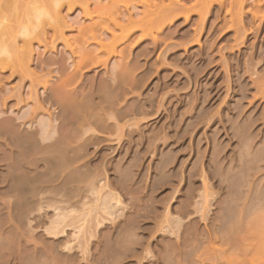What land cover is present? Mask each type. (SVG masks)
Instances as JSON below:
<instances>
[{
  "label": "rangeland",
  "instance_id": "rangeland-1",
  "mask_svg": "<svg viewBox=\"0 0 264 264\" xmlns=\"http://www.w3.org/2000/svg\"><path fill=\"white\" fill-rule=\"evenodd\" d=\"M52 1L0 0V17H8L0 48L12 56L0 58V118L34 129L39 141L46 134V143L74 120L53 118L55 106L40 100L45 83L89 102L93 116L75 141L89 177L73 196L51 194L18 228L24 232L0 231V261L11 253L14 264H31L32 255L42 264H230L228 254L235 264H264L262 256L247 259L255 254L254 229L264 228V0H64L58 13ZM127 9L133 17L122 31L113 25ZM33 13L42 21L35 38L16 36L19 49L31 43L28 73L11 41ZM100 21L115 39L92 31ZM89 50L92 58L83 60ZM120 55L131 70L123 81ZM90 84L108 86L114 102L99 89L90 94ZM51 238L60 241L56 248Z\"/></svg>",
  "mask_w": 264,
  "mask_h": 264
},
{
  "label": "bare ground",
  "instance_id": "bare-ground-1",
  "mask_svg": "<svg viewBox=\"0 0 264 264\" xmlns=\"http://www.w3.org/2000/svg\"><path fill=\"white\" fill-rule=\"evenodd\" d=\"M47 1V0H46ZM66 1V0H65ZM72 1V0H71ZM79 1V0H78ZM50 2V1H49ZM53 3L55 2V0L52 1ZM76 2V0H75ZM82 2V1H80ZM85 2V1H84ZM83 2V3H84ZM42 3V2H41ZM45 3V2H44ZM47 3V2H46ZM71 3V2H70ZM69 3V4H70ZM238 3L240 4V2L238 1ZM74 4V1H73ZM72 4V5H73ZM94 4V3H93ZM95 5H99V4H95ZM94 5V6H95ZM48 6V4H47ZM49 7V6H48ZM87 8V3L86 6ZM178 5L175 4L173 5V7H170L168 9V12L165 14H160L158 19L162 18H168V14H172L173 12H175L176 10H178ZM51 8V6H50ZM71 6H68V9H70ZM40 9V10H39ZM45 10L43 8H39V7H35L34 12H42L44 13ZM53 11V10H52ZM89 12V11H88ZM154 13V12H153ZM158 13H155L156 17L158 16ZM91 15V14H90ZM39 16V13H33L32 16L30 17H26L25 20L20 23L19 27L17 26V31L14 32V34L12 35V41H11V47L15 50V52H18L19 55V63H20V68L23 69L26 72H30L29 71V61L31 60V52H32V47H31V43L27 42L26 44H24V46L22 47V49H19V46L16 43V36L18 34V32L20 31V29L25 26V25H29L32 22H34V20ZM57 18V21L59 23H63L65 25V21L63 19V17L59 14H57V16H55ZM54 17V18H55ZM133 17V12H131L130 10H125L124 12H120L119 15L117 17H115V22L113 26L118 27L119 30H124L126 31V24L124 25L123 22L127 21L129 23V21L132 19ZM166 18V19H167ZM161 19V20H162ZM56 20V19H55ZM57 23V22H56ZM104 23V22H103ZM101 24V21L98 23H95L93 25V29L92 31H99L98 27ZM60 26V25H59ZM55 27V26H54ZM107 27V26H106ZM101 28V32L100 34L103 36H107V34H110L111 38L115 39V33L114 30L112 28H105L104 27H99ZM55 30V29H54ZM88 30L87 27H84L81 30V35H83L86 31ZM125 35L123 38V44L121 46V51L122 54L123 51L126 49L127 44L129 43L130 40V35H128V32H123ZM93 35V33H92ZM109 36V35H108ZM44 37V36H43ZM47 37V36H46ZM121 37V35H120ZM93 38L95 40H98L97 37H95L93 35ZM101 39V38H100ZM65 40V39H64ZM102 40V39H101ZM100 40V41H101ZM111 40V39H110ZM66 41V40H65ZM67 42V41H66ZM102 42V41H101ZM101 42H99L100 45H103V43L101 44ZM113 42V41H111ZM97 43V42H96ZM68 45V43H67ZM98 45V44H97ZM106 45V44H105ZM112 45V44H111ZM99 46V45H98ZM129 46V45H128ZM99 48V47H98ZM102 48V47H101ZM45 50V49H44ZM73 50V49H72ZM96 50V49H95ZM104 50V49H103ZM109 51V50H107ZM115 51V50H114ZM99 52V51H98ZM111 52V51H110ZM125 52V51H124ZM127 52V51H126ZM125 52V53H126ZM92 50L89 51H83L81 54V58L83 60H88V58H92ZM97 53V52H96ZM39 54V53H38ZM74 54V53H72ZM127 54V53H126ZM129 54V53H128ZM17 55V56H18ZM37 55V52H36ZM95 56V55H94ZM121 59L122 55H120ZM51 57V56H50ZM54 57V56H53ZM79 57V55H78ZM128 56H125V58L127 59ZM32 58V57H31ZM61 58V57H60ZM124 58V59H125ZM40 59V58H39ZM48 59V58H46ZM123 59V61L125 62V60ZM78 61V60H77ZM89 61V60H88ZM87 61V62H88ZM45 60H40V63H44ZM48 63H51L53 61L50 62L46 61ZM63 61V58H61L58 61H56V63H60L61 65ZM81 62V61H80ZM84 62V61H82ZM81 62V63H82ZM86 62V61H85ZM86 62V63H87ZM127 62V61H126ZM123 64L121 67L122 69L120 70V80H125V77L128 75V73L130 74V67H128L129 65H127L128 63ZM4 63V62H3ZM2 63V64H3ZM39 63V65H40ZM75 63V62H74ZM85 63V64H86ZM120 63V62H119ZM55 64V62H54ZM47 65V63H46ZM74 65V64H73ZM79 65V64H78ZM121 65V64H120ZM44 66V64H43ZM81 66V65H79ZM76 68V67H75ZM84 68V67H83ZM18 69V68H17ZM16 69V70H17ZM82 69V68H81ZM132 69V68H131ZM134 69V68H133ZM13 70V69H12ZM80 70V69H79ZM14 71V70H13ZM19 71V70H18ZM75 71V70H74ZM16 72V71H15ZM64 72V71H63ZM14 73V72H13ZM10 73V76L13 74ZM61 73V72H60ZM66 73V72H65ZM134 73V72H133ZM132 73V74H133ZM75 74V73H74ZM24 75V74H23ZM131 75V74H130ZM23 77V76H21ZM79 77V76H78ZM31 78V77H30ZM81 78V77H80ZM114 78V77H113ZM128 78V77H127ZM63 79V78H62ZM30 82L29 85V92L30 93H34L36 94V86H37V80H33ZM77 80V79H76ZM79 80V79H78ZM22 81V80H21ZM41 81V80H40ZM58 81V80H57ZM62 81V80H60ZM72 81V80H71ZM99 81V80H98ZM2 82V81H1ZM86 82V80H85ZM100 82V81H99ZM110 82V81H109ZM3 83V82H2ZM103 83V82H102ZM56 84V83H55ZM64 84V83H63ZM67 83L65 82V85ZM70 84V83H69ZM4 85V84H3ZM27 85V86H28ZM43 85V84H42ZM68 85V84H67ZM91 85V84H90ZM103 85V84H102ZM113 85V84H112ZM2 86V85H1ZM20 86V85H19ZM69 86V85H68ZM91 89H93L91 91L90 94H92L93 91H96L98 88L97 84H93L90 87H92ZM21 87V86H20ZM108 87V86H106ZM106 87H101V89H99V91L101 92L100 94L102 95V97L106 98V100H108V102L106 101V103H110L114 102L112 101V97L114 96L112 94V91ZM124 87V86H122ZM13 88V87H11ZM43 92L45 93V95L40 99L41 101L46 102L50 105H54L55 108L57 110L55 117L53 116V118L59 119L60 122L62 123L63 120H66L70 117H73V120L68 126V131L65 132L64 134H59L58 137H56L53 141L51 142H44L43 140H46V134L45 136H41L43 137V140H40L37 138V133L36 131L33 129L29 130V129H23L21 127H19L18 125H16L13 120L10 117H2L0 118V231L4 232L8 229L14 228L17 229L20 227L22 229V227L25 225L26 223V219L27 217H29L28 214H31V212H34V209L37 207H41L40 205H42L43 203H50V197L52 198L51 194H58L56 197L58 196H62V195H67L68 194H72L75 191H78L81 188L82 185L80 186V184L86 180V178L88 179V171H84L83 166H85L84 162H82V155L80 154V150H81V146L82 144H76V138L78 140L79 136H78V130L81 127V125L85 122H87V119L92 117L93 114L89 113L87 110V108L89 107V102L87 101H83V100H76V99H71V98H65L62 97L60 94H58L59 92L55 89L57 88V86L54 88L52 86H47L46 83L44 84V86L42 87ZM63 88V87H62ZM88 89V88H87ZM90 89V90H91ZM125 89V88H124ZM5 90V89H4ZM85 90V89H84ZM63 91V90H62ZM74 92V90H73ZM97 92V91H96ZM75 93V92H74ZM72 94V93H71ZM79 94V93H78ZM42 95V94H41ZM74 95V94H73ZM98 95V94H97ZM96 96V94H95ZM87 97V96H85ZM37 98V97H36ZM4 100V99H3ZM39 100V101H40ZM100 100V99H99ZM105 100V99H104ZM6 101V100H5ZM101 101V100H100ZM37 102V101H36ZM95 102V101H94ZM42 103V102H41ZM40 103V105H41ZM51 107V106H50ZM5 108V107H4ZM33 108V107H32ZM40 109V108H38ZM1 111V110H0ZM26 112L29 113V111L27 110ZM5 113V112H4ZM52 113V112H51ZM7 114V113H6ZM33 114V113H32ZM48 114V113H47ZM8 115V114H7ZM11 115V114H10ZM13 115V114H12ZM18 116V115H17ZM30 116V115H29ZM28 116V118H29ZM35 116V115H33ZM48 116V115H47ZM19 117V116H18ZM49 117V116H48ZM47 117V118H48ZM31 118V117H30ZM15 119V118H14ZM91 119V118H90ZM52 120V119H51ZM33 120H30L29 122L32 123ZM37 121V120H36ZM91 121V120H89ZM99 121V120H98ZM64 122V121H63ZM95 122V121H94ZM42 123V122H41ZM40 123V124H41ZM68 123V121L66 122ZM90 123V122H88ZM96 123V122H95ZM38 124V122H37ZM44 124V123H43ZM93 124V123H92ZM33 125V124H32ZM45 125V124H44ZM56 125V124H55ZM87 125V124H86ZM49 126V125H48ZM54 126V125H53ZM60 126V125H59ZM84 126V125H83ZM91 126V125H90ZM61 127V126H60ZM49 128V127H48ZM54 128V127H52ZM71 133V135L69 134ZM75 136H73V134ZM80 133V131H79ZM39 134V133H38ZM41 134V132H40ZM42 135V134H41ZM73 136V137H71ZM46 137V138H45ZM45 138V139H44ZM88 138V137H87ZM80 139V138H79ZM92 139V137H91ZM48 141V140H46ZM79 141V140H78ZM99 141V140H98ZM84 142V141H83ZM75 145H73V144ZM91 143V141H90ZM94 143V142H93ZM84 144V143H83ZM93 145V144H92ZM98 145V144H97ZM86 147V146H85ZM96 148V147H95ZM83 152V150H82ZM91 154V153H90ZM92 159V158H91ZM93 160V159H92ZM95 164V163H94ZM86 168V166H85ZM88 176V177H87ZM84 186V184H83ZM83 189V187H82ZM82 193V192H81ZM60 194V195H59ZM74 194H72L73 196ZM79 195V194H78ZM63 196V197H64ZM71 196V197H72ZM77 196V193L76 195ZM81 196V195H80ZM54 197V198H55ZM62 198V197H61ZM66 197H64L65 199ZM54 200V199H53ZM101 200V199H100ZM52 201V199H51ZM61 201V199H60ZM67 201V200H65ZM71 201V200H70ZM106 201V200H105ZM55 202V201H54ZM57 202V200H56ZM63 202V201H62ZM73 202V201H72ZM79 202V201H78ZM108 202V201H107ZM60 203V202H59ZM65 203V202H64ZM104 203V202H103ZM47 205V204H46ZM49 205V204H48ZM47 205V206H48ZM63 205V204H62ZM69 205V204H68ZM57 206H59L57 204ZM107 206V205H106ZM248 206V205H247ZM246 206V207H247ZM46 207V206H45ZM52 207V206H51ZM54 207V206H53ZM252 207V206H251ZM67 209V208H66ZM37 210V209H36ZM39 210V208H38ZM63 210V209H61ZM249 210V209H248ZM92 211V210H90ZM64 212V211H62ZM61 212V213H62ZM230 212V211H229ZM33 214V213H32ZM87 214V213H86ZM85 214V215H86ZM68 215V214H67ZM91 215V214H90ZM31 216V215H30ZM78 216V215H77ZM63 217V216H62ZM64 217H66L64 215ZM88 217V216H87ZM222 217V216H221ZM226 218H228L226 216ZM55 219V218H54ZM63 219V218H61ZM73 219V217H72ZM30 220V219H29ZM60 220V219H59ZM76 220V219H74ZM78 220V219H77ZM87 220V219H86ZM84 220V221H86ZM63 221V220H62ZM72 221V220H71ZM28 222V221H27ZM60 222V221H59ZM223 222V221H222ZM226 222V221H225ZM31 223V222H30ZM57 223V221H56ZM70 223V222H69ZM27 224V223H26ZM62 225V224H61ZM65 225V223H64ZM54 226V225H53ZM85 226V225H84ZM83 226V227H84ZM28 227V225H27ZM55 227V226H54ZM59 227V224H58ZM57 227V228H58ZM224 227V226H223ZM222 227V228H223ZM24 228V227H23ZM62 228V226L60 227ZM53 229V228H52ZM51 229V231H52ZM83 229V228H81ZM254 229V228H253ZM19 230V229H18ZM24 230V229H23ZM84 230V229H83ZM10 231V230H8ZM20 231V230H19ZM63 231V229H62ZM249 231V230H248ZM251 231V230H250ZM254 231L258 234L257 237V241H256V245H255V249L253 250V252L255 254H253L252 256H248L247 259L251 260L250 258H254L256 257L257 259H259L260 256L264 257V228H258V229H254ZM253 231V232H254ZM20 232H24V231H20ZM57 232V231H56ZM7 233V232H6ZM9 233V232H8ZM11 233V232H10ZM53 233V232H52ZM60 233V232H59ZM83 233V232H82ZM14 234V233H13ZM25 234V233H24ZM56 234V233H55ZM2 235H4L2 233ZM15 235V234H14ZM19 235V234H17ZM21 235V234H20ZM1 236V235H0ZM12 236V235H11ZM16 237V236H13ZM12 237V238H13ZM3 238V236H2ZM47 239V238H46ZM52 239V238H51ZM3 240V239H2ZM21 241V240H20ZM4 242V241H3ZM51 242V241H50ZM59 240H53L52 239V245L55 246V248L57 247V245L59 244ZM6 243V242H5ZM4 243V244H5ZM18 243V242H17ZM50 244V243H49ZM48 245V244H47ZM1 246V244H0ZM6 246V245H5ZM191 247V246H190ZM7 249L11 250V247L7 246ZM174 248V247H173ZM169 249V248H168ZM1 250V249H0ZM170 250V249H169ZM44 251V250H43ZM172 251V250H171ZM17 252V251H16ZM59 252V251H58ZM179 252V251H178ZM252 252V253H253ZM190 253V252H189ZM1 254H3L1 252ZM6 254V253H4ZM39 254V253H38ZM41 254V253H40ZM192 254V253H191ZM5 256V255H4ZM11 253L7 254V257L4 259H2L0 261V264H14V262H12V258H10ZM48 255L46 254V256H44L43 258L46 260ZM165 256V255H164ZM172 256V254H171ZM173 256H175L173 254ZM182 256V255H181ZM185 256V255H184ZM228 254L224 255V258L226 259V261L230 264H235L234 263V259H231L228 257ZM23 257V256H22ZM32 261L31 264H35V263H40V259L38 256L36 255H32ZM42 257V256H41ZM40 257V258H41ZM51 257V255H50ZM1 258V257H0ZM42 258V259H43ZM165 258V257H164ZM174 258V257H173ZM14 259V258H13ZM53 259V258H52ZM170 259V258H169ZM191 259V258H190ZM40 260V261H39ZM187 260V259H186ZM30 261V259H29ZM51 261V260H50ZM264 261V260H263ZM19 262V261H18ZM41 262H44L43 260ZM52 262V261H51ZM26 263V262H25ZM246 263V262H245ZM42 264V263H40ZM45 264V263H44ZM263 264V263H262Z\"/></svg>",
  "mask_w": 264,
  "mask_h": 264
},
{
  "label": "clouds",
  "instance_id": "clouds-1",
  "mask_svg": "<svg viewBox=\"0 0 264 264\" xmlns=\"http://www.w3.org/2000/svg\"><path fill=\"white\" fill-rule=\"evenodd\" d=\"M63 4H64V0H55L52 7L58 13L59 10L63 7ZM15 7L19 8V5H16ZM29 7H31V5H29ZM45 19L47 20L49 24L55 22V18L53 16L46 15ZM7 22H8L7 14H5L3 17H0V24H7ZM41 23H42L41 19L37 17L36 22L34 24L23 26L19 31L18 38L19 39L35 38V35L40 31ZM0 58L7 59V60L12 59V56H11V53L8 47L0 48Z\"/></svg>",
  "mask_w": 264,
  "mask_h": 264
}]
</instances>
